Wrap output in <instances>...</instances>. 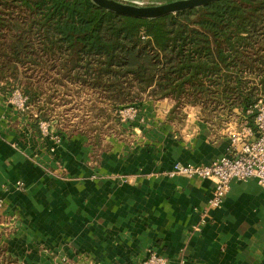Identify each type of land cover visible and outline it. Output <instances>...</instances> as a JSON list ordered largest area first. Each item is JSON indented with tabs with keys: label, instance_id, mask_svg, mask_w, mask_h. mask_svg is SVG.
I'll list each match as a JSON object with an SVG mask.
<instances>
[{
	"label": "crops",
	"instance_id": "0c3cea01",
	"mask_svg": "<svg viewBox=\"0 0 264 264\" xmlns=\"http://www.w3.org/2000/svg\"><path fill=\"white\" fill-rule=\"evenodd\" d=\"M172 105L145 99L139 140L112 142L99 156L85 138L51 146L13 137L18 150L0 142V196L18 217L9 239L19 261L138 264L151 248L168 264H264L263 186L232 181L221 205L209 207L215 179L166 174L175 163L225 155L233 125H211L195 107L171 117Z\"/></svg>",
	"mask_w": 264,
	"mask_h": 264
},
{
	"label": "trees",
	"instance_id": "16d2710c",
	"mask_svg": "<svg viewBox=\"0 0 264 264\" xmlns=\"http://www.w3.org/2000/svg\"><path fill=\"white\" fill-rule=\"evenodd\" d=\"M36 76L87 87L114 108L167 98L171 117L195 107L217 127L241 108L253 127L245 110L264 95V0H216L156 18L92 0H0L2 89L19 83L34 102ZM45 118L35 114L32 125ZM7 247L0 237V264H21Z\"/></svg>",
	"mask_w": 264,
	"mask_h": 264
},
{
	"label": "rangeland",
	"instance_id": "374dc122",
	"mask_svg": "<svg viewBox=\"0 0 264 264\" xmlns=\"http://www.w3.org/2000/svg\"><path fill=\"white\" fill-rule=\"evenodd\" d=\"M119 1L134 5H151L171 0ZM41 77L36 76L33 82L34 89L40 93L34 102L29 103L27 101L25 103L21 102L20 96L25 95L19 83L8 84L3 89V85L0 83V142H8L7 144L11 145L12 149L18 150L19 148L16 146L17 142H11V138L13 137L18 140L21 138L30 140L32 137L36 139L40 138L43 143L49 141L51 146L59 145L64 138H72L74 140L85 138L88 143L90 142L91 145H95L96 153L94 155L99 156V152L109 149L112 142L123 141L125 144H131L139 140V134L135 125L137 120L129 121L122 119L129 116L124 112L131 105L114 108L106 100L102 99L103 95L95 94L93 90L87 87H80L77 84L69 83L65 85L63 83L61 86H58L53 81H50V78L43 79ZM240 109L238 108V110ZM39 112H42L46 118L40 119L38 121V128H35L32 125V117ZM123 113L124 115H122ZM235 115L237 116L236 118L231 116L223 124L221 123L222 121L220 122L217 119V122L225 129L230 127V123L231 126L233 125L227 131L229 136L235 129L238 130L243 123V119L237 113V110H235ZM40 122L48 124L46 135H43L42 132L40 133ZM235 125L236 127L234 128ZM51 149L52 147L49 148V150ZM32 159L39 162L45 170L51 173V168H48L43 160H38L36 155ZM52 172L54 171L52 170ZM55 173L58 175L62 174L61 170H57ZM17 188L23 189V185L17 183ZM5 207L3 197L0 196V237L2 242H5L7 246L10 244V247H7L8 252L13 257L18 258L16 252L13 250V246H11V239H9L16 231L15 227L18 217L16 214L7 212ZM149 250L151 248L147 249L144 259L138 264H144ZM184 262L182 260L181 264H184ZM33 263L29 262V260L24 261L23 259L21 262V264ZM55 264H63V262L57 261Z\"/></svg>",
	"mask_w": 264,
	"mask_h": 264
},
{
	"label": "built area",
	"instance_id": "2783aa9c",
	"mask_svg": "<svg viewBox=\"0 0 264 264\" xmlns=\"http://www.w3.org/2000/svg\"><path fill=\"white\" fill-rule=\"evenodd\" d=\"M20 98L22 103L27 101V96L21 95ZM124 113L129 115L123 117L124 120L139 119L138 107L135 105L128 106ZM245 114L253 115L254 126L243 121L242 126L230 134V145L225 155L208 165L175 163L172 169L166 172L168 176L185 175L215 179V189L208 200L209 207L221 205L232 181L254 180L264 187V95L260 94L253 106L245 110ZM39 130L46 135L48 124L40 122ZM200 218L203 223L205 213H202ZM144 264H167V258L151 249Z\"/></svg>",
	"mask_w": 264,
	"mask_h": 264
},
{
	"label": "water",
	"instance_id": "95a60500",
	"mask_svg": "<svg viewBox=\"0 0 264 264\" xmlns=\"http://www.w3.org/2000/svg\"><path fill=\"white\" fill-rule=\"evenodd\" d=\"M98 6L119 14L138 18H156L168 13L199 7L216 0H171L151 5H134L119 0H92Z\"/></svg>",
	"mask_w": 264,
	"mask_h": 264
}]
</instances>
